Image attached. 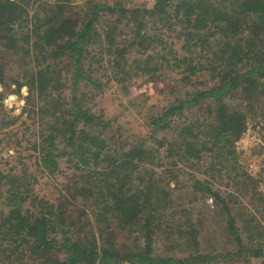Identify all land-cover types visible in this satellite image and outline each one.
<instances>
[{
	"label": "trees",
	"instance_id": "obj_1",
	"mask_svg": "<svg viewBox=\"0 0 264 264\" xmlns=\"http://www.w3.org/2000/svg\"><path fill=\"white\" fill-rule=\"evenodd\" d=\"M139 76L167 98L145 135L89 105L108 85L128 94ZM13 83L29 87L24 111L37 114L18 159L30 150L38 171H72L50 199L30 165L0 164V264H222L243 255L264 264V193L235 144L248 118L264 128V0H0V84ZM19 118L4 111L0 126ZM179 164L205 177L181 179ZM225 244L234 249L219 251Z\"/></svg>",
	"mask_w": 264,
	"mask_h": 264
},
{
	"label": "rangeland",
	"instance_id": "obj_2",
	"mask_svg": "<svg viewBox=\"0 0 264 264\" xmlns=\"http://www.w3.org/2000/svg\"><path fill=\"white\" fill-rule=\"evenodd\" d=\"M46 1L52 2L53 0ZM72 1L80 6L85 2V0ZM114 1H122V3L127 6L140 5L150 7L155 0H102V2L111 3ZM32 9H34V7H32ZM14 71L19 72L20 70L15 68ZM131 80L132 82L128 84V94H126L125 89H121L118 85H108L105 90L106 94L89 105H92L93 110L96 112L104 110L109 117L118 116L119 121H122V124H124L126 133L136 132L145 135L148 132L147 117L163 107L167 98H164V94H161L159 90L154 87V83L147 82L144 77L142 78L139 76ZM165 81L167 85L170 83L169 80ZM164 86L165 83H160L159 89L164 90ZM29 91L28 86H23L22 89H19L17 84L14 83L11 84L10 87L0 84V117L4 111L10 116H20L14 124L6 127L0 126V164L5 168H9L18 162L19 166L23 165V163L30 165L36 174L34 180L36 181L37 193L46 198L54 199L57 197V190L63 184L67 175L71 174L70 171L72 170L65 164L66 166L64 165L63 171H66L67 175L66 173H61L60 175L55 176L52 174V176H49L47 173L40 172L34 167L33 161L29 160L27 156L30 150L23 151L24 157H21L20 160L18 159L19 152L21 151L20 145L23 143V146H28L29 141L34 139V127H32V124L37 114L35 111H24L27 97L30 95ZM130 99H133L132 103ZM25 126L30 127L26 133L24 132ZM245 127L244 134L235 140L237 159L239 165L243 166L244 169L255 178L254 186L264 193V128L262 124L258 123V120L251 118L245 121ZM10 129L16 131L15 136H12V138L6 137L8 132L11 134ZM21 139L22 142L19 144L18 140L21 141ZM179 166L182 167L183 165L179 164ZM182 169L183 170L180 171L181 179L190 180L197 175L205 177L202 172L191 169L188 166H183ZM183 171H185L186 174H182ZM216 182L221 189H230V185L228 187L226 186V181L217 178ZM206 203L212 205L213 201L209 199ZM247 205H249V201L246 200L245 207H248ZM213 207L214 206H212V208ZM202 216H204L207 221L206 223V221L203 220V225L208 224V221L212 218L209 213H203ZM209 232L210 231H208V233ZM211 236H213V234H211ZM218 245L219 244H214L215 247H218ZM227 245L228 244L223 245L219 248V251L227 252L234 249L232 245ZM260 261L261 259L258 258H251V260H249L243 255L235 261L228 263L225 261L222 264H260Z\"/></svg>",
	"mask_w": 264,
	"mask_h": 264
}]
</instances>
